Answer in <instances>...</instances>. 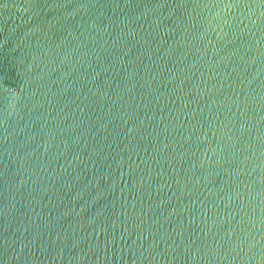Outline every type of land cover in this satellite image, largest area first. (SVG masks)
<instances>
[{
  "label": "water",
  "instance_id": "95a60500",
  "mask_svg": "<svg viewBox=\"0 0 264 264\" xmlns=\"http://www.w3.org/2000/svg\"><path fill=\"white\" fill-rule=\"evenodd\" d=\"M0 264H264V0H0Z\"/></svg>",
  "mask_w": 264,
  "mask_h": 264
}]
</instances>
